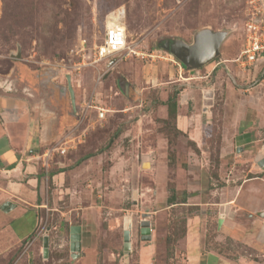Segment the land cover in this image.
I'll return each mask as SVG.
<instances>
[{"label":"rangeland","instance_id":"rangeland-1","mask_svg":"<svg viewBox=\"0 0 264 264\" xmlns=\"http://www.w3.org/2000/svg\"><path fill=\"white\" fill-rule=\"evenodd\" d=\"M248 1L0 0V105L11 93L35 109L41 93L67 89V75L77 98L64 133L34 157L24 152V164L35 168V197L14 185L8 194V173L0 172V206L5 199L18 206L0 208V264H140L144 253L150 264H185L186 253L193 258L199 250L220 253L224 264H264V169L257 162L264 157V59L249 69L233 62ZM117 9L140 54L93 62L106 17ZM203 30L224 38L218 55L198 68L163 47L191 44ZM24 73L34 79L33 97ZM168 99L176 101L173 117ZM89 100L103 118L95 108L82 113ZM48 149L45 164L38 156ZM19 210L33 211L36 221L14 241L5 231ZM144 216L148 241L139 232ZM71 226L80 228L75 255Z\"/></svg>","mask_w":264,"mask_h":264},{"label":"crops","instance_id":"crops-1","mask_svg":"<svg viewBox=\"0 0 264 264\" xmlns=\"http://www.w3.org/2000/svg\"><path fill=\"white\" fill-rule=\"evenodd\" d=\"M24 74L25 76H23L22 79L28 84L25 85L24 89L28 90V95L33 97V95L35 96L37 93L35 84L32 83L34 79L31 80L27 73ZM19 82L23 83L21 81ZM59 90L58 95L56 94L55 90H53V95H51V97L49 92L45 95L41 93L42 97H40L41 99L39 101L42 103L41 106L39 107V102L32 103L34 104L33 107L35 109H30L27 107L28 105L26 103H23V101L21 102L11 93L10 96L7 97V102L4 98V101L1 103L2 105H0V172L4 174L8 173L7 177L9 179L6 181L7 188H3L10 195L13 194L10 192V190H8V186L11 187L14 185L15 189L18 187V191L21 190L23 193V190H25L27 193H29L28 195H30L31 198L35 197V193L34 196L31 193L33 191V187L35 189L38 183L37 177L34 176L35 168L32 164H24V152L27 155L30 154V157L33 152L38 150V147L47 143L53 134L56 136V134L60 135L62 132L64 133L66 127L71 125L75 119L72 114V110L74 111V108L71 104L68 89L60 88ZM67 96L69 97L68 100L71 105V110L70 108L68 110V107L65 103V97ZM75 96L76 95H74V102H76L75 100L77 99ZM0 97L1 102V99L3 98L2 96ZM45 104H47L52 109V111L45 109L48 108ZM32 157L34 156L32 155ZM23 168L25 169L24 172ZM11 175H14L15 179L11 178ZM26 175H30L31 177L27 184H23V181L21 180L22 177H26ZM34 191H36V189ZM4 202H9V209L11 208V211L18 208L17 203L13 200L5 199ZM32 212L33 211L30 210L25 214V212L22 213L21 210H19L15 215L18 217H15V219L12 221L9 220V227L6 229L7 231H5V233L9 235L10 238L12 237V240H22L32 231L34 221H36ZM188 220V222L194 221L191 220V218ZM8 230H10V232H8ZM188 233L189 228L186 238L188 237ZM6 251H4V253H6ZM189 254V252L186 253L185 264H200V262H206L204 264H207L208 261L205 258V255L212 256V261L215 264H224L226 262L224 261L226 260L224 256H222L220 253L215 254L212 251L204 253L202 251L200 252L199 250V252L195 253L193 258ZM150 261L151 256L148 254L144 253V255L140 257V264H150Z\"/></svg>","mask_w":264,"mask_h":264},{"label":"built area","instance_id":"built-area-1","mask_svg":"<svg viewBox=\"0 0 264 264\" xmlns=\"http://www.w3.org/2000/svg\"><path fill=\"white\" fill-rule=\"evenodd\" d=\"M113 14H116L115 19H113ZM246 15L243 44L239 54L233 59V62L241 69H249L252 65L264 59V0H249ZM108 16H112L110 17V22L112 23L109 26L104 25L103 39L96 46L93 62L113 55H117L119 58H125L131 54H140L127 41L124 10L119 11L117 9L111 11ZM88 108H95L99 119L104 117L105 112L103 108L93 105L92 100L84 102L81 106L82 113ZM82 113L79 112L78 116H81ZM61 151L63 152V150ZM49 153L50 149L43 155L38 156V158H41L43 163H45L44 159L48 157Z\"/></svg>","mask_w":264,"mask_h":264},{"label":"water","instance_id":"water-1","mask_svg":"<svg viewBox=\"0 0 264 264\" xmlns=\"http://www.w3.org/2000/svg\"><path fill=\"white\" fill-rule=\"evenodd\" d=\"M224 38V33L222 32H212L210 30H203L198 32L194 37V40L191 44H186L182 41H166L163 44L164 49L172 53L180 62L190 68H198L203 64L210 62L214 59L219 53V45ZM67 79V89L69 91L71 104L75 109L74 94L70 83V76H66ZM258 165L264 169V157L259 159ZM9 202H4L0 208L5 209L8 206ZM146 215V214H144ZM125 228L123 230V241L124 249L128 250L130 247L129 237L130 231L125 219ZM151 228L150 222L144 216L140 221V238L141 240L148 241L151 239ZM80 228L79 226L70 227V250L73 251L75 255L78 250H80ZM43 242V256H47L48 251V237L44 236L42 239Z\"/></svg>","mask_w":264,"mask_h":264},{"label":"trees","instance_id":"trees-1","mask_svg":"<svg viewBox=\"0 0 264 264\" xmlns=\"http://www.w3.org/2000/svg\"><path fill=\"white\" fill-rule=\"evenodd\" d=\"M170 101V103L167 105L168 108V116L169 117H173L175 116V112H176V101L173 99H168ZM169 202V199H168ZM173 201L169 202L172 203ZM49 242V241H48Z\"/></svg>","mask_w":264,"mask_h":264},{"label":"bare ground","instance_id":"bare-ground-1","mask_svg":"<svg viewBox=\"0 0 264 264\" xmlns=\"http://www.w3.org/2000/svg\"><path fill=\"white\" fill-rule=\"evenodd\" d=\"M110 17H112V16H110ZM110 17L108 16L107 18H106V25L107 26H109L111 23H110ZM116 17H115V14H113V19H115Z\"/></svg>","mask_w":264,"mask_h":264}]
</instances>
